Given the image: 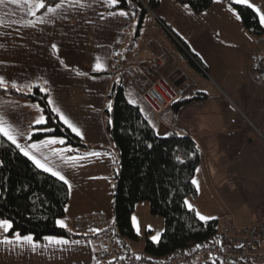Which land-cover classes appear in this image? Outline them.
Wrapping results in <instances>:
<instances>
[{
    "label": "crops",
    "instance_id": "crops-1",
    "mask_svg": "<svg viewBox=\"0 0 264 264\" xmlns=\"http://www.w3.org/2000/svg\"><path fill=\"white\" fill-rule=\"evenodd\" d=\"M159 1L160 6L149 10L140 24L136 12L113 9L111 0H61L55 12H41L40 3L32 0H3L0 77L4 84L0 86L15 84L13 88L25 93L40 87L48 93L60 120L64 123L62 112L82 135L64 124L92 149L74 148L62 137L31 140L36 126L45 123V115L40 104L27 96L0 92V117L30 158L34 156L59 172L72 187L96 194L99 186L93 180L112 176L119 160L105 113L114 84L121 83L129 101L144 114L150 109L143 98L149 85L146 80L163 77L180 93V99L205 94L203 100L170 108L161 117L162 123L150 120L160 133L175 131L199 145L202 158L194 178L197 194L188 196L186 205L191 204L188 208L196 214L211 217L208 220H219V236L213 242L219 245L224 237L233 238L242 227L264 215V34L249 32L234 6L255 9L264 27V0H214L200 14L176 0ZM122 11L128 15H120ZM168 31L186 42L206 73L179 50ZM160 52L168 61L159 69L156 56ZM185 59L200 77L198 81ZM40 117L44 122L38 124ZM53 140L57 142L41 144ZM33 144L37 147H31ZM92 203V208L79 210L73 217V230L78 217L107 214L101 200L93 199ZM135 214L146 219L142 230L136 227ZM149 215V204H137L132 222L139 242H127L122 246L125 251L149 258L144 253L146 238L156 242L165 227V222ZM110 220L112 224L113 216ZM60 226L70 236L56 239L68 243L44 244L52 252L47 255L43 251L47 255L43 264H103L95 259V252L103 246L100 234L80 236ZM255 250L264 252V237ZM188 264L259 263L196 259Z\"/></svg>",
    "mask_w": 264,
    "mask_h": 264
},
{
    "label": "trees",
    "instance_id": "trees-1",
    "mask_svg": "<svg viewBox=\"0 0 264 264\" xmlns=\"http://www.w3.org/2000/svg\"><path fill=\"white\" fill-rule=\"evenodd\" d=\"M60 1L43 0L44 7L40 11ZM176 1L200 14L209 9L214 0ZM159 6V0H150L148 5L140 0H117L113 9L136 12L141 24L148 11ZM234 6L247 30L262 36L264 27L256 10L243 4ZM173 40L191 62L194 61L189 54L198 61L186 42L180 37ZM0 92L24 95L40 104L45 123L36 126L31 140L62 137L69 146L92 149L60 120L51 108L48 93L40 87L25 93L12 86H0ZM108 97L110 107L105 109L107 130L119 154L112 175V230L121 245L125 247L129 241H139L132 214L142 202L149 203L153 216L165 220L157 242L146 238L145 255L166 258L199 243L214 242L219 236V220L202 221L186 205L187 197L197 194L193 180L202 158L197 142L175 131L160 133L142 109L129 101L121 83L114 84ZM206 97L198 93L191 99H180L171 108L176 110ZM69 198L70 188L65 180L40 168L20 147L0 134V220L11 222V234L32 235L37 241L48 236H70L69 231L58 225V220L66 215Z\"/></svg>",
    "mask_w": 264,
    "mask_h": 264
},
{
    "label": "built area",
    "instance_id": "built-area-1",
    "mask_svg": "<svg viewBox=\"0 0 264 264\" xmlns=\"http://www.w3.org/2000/svg\"><path fill=\"white\" fill-rule=\"evenodd\" d=\"M169 33L176 39L171 32ZM189 56L201 70L205 71L192 55L189 54ZM156 59L160 69L167 63L168 56L164 52H160ZM134 70H138V68L135 67ZM262 76L264 77V69ZM146 82L149 85L143 93V98L150 109L145 115L148 119L162 123L161 117L180 100L181 95L174 91L172 85L163 77L155 81L146 80ZM73 226L76 234L80 236L94 234L102 236L103 246L95 252V259L103 264H188L196 259L252 261L264 264V252L255 250L259 239L264 237V215L242 227L233 238L224 237L222 244L199 243V247L197 245L193 248H186L166 258L157 256L144 258L137 253L125 251L112 230L111 220L107 214L78 217L73 221Z\"/></svg>",
    "mask_w": 264,
    "mask_h": 264
},
{
    "label": "rangeland",
    "instance_id": "rangeland-1",
    "mask_svg": "<svg viewBox=\"0 0 264 264\" xmlns=\"http://www.w3.org/2000/svg\"><path fill=\"white\" fill-rule=\"evenodd\" d=\"M264 9V5H263ZM264 11V10H263ZM262 16H264V12L262 13ZM264 23V21H263ZM176 43V42H175ZM184 62V61H183ZM185 65L187 66L190 73H193L195 78H200L192 67H190V62L185 59ZM206 73V71H204ZM33 135V134H32ZM31 135V138H32ZM93 182H96V186H99L98 192L94 194L88 189H78L72 187L71 185V192H70V198L67 205L66 215L63 218H60L58 221H63L64 225L67 226V228L71 229L72 232L75 233V231L72 229V226L70 225L71 220L73 217L78 213L79 210H82L84 208H92L91 204L93 199L101 200V202L105 205L106 210L105 213L108 214L110 218L113 216V208H112V199H113V179L112 176L108 177L105 176L103 178H96L93 180ZM85 203V204H83ZM145 204H149L145 202ZM152 216V215H149ZM134 221L137 225V229L142 230L146 219H144L143 215H134ZM153 218H157L160 220V222H165L164 218L161 216H155ZM138 219V220H137ZM2 221V220H0ZM8 221V220H7ZM60 226V223L58 224ZM12 228V225H11ZM11 228L5 229L3 227H0V264H43L42 260L49 255L52 251L48 247L51 241L46 239L47 237L43 238L42 243L41 240H35L32 235H20V237L24 236H32L33 241H23V240H17L16 236L18 233L11 234ZM48 237H55L57 236H48ZM10 241V243H6L5 241ZM159 239L156 240V242ZM139 242V241H138ZM53 243V241H52ZM44 244H48L44 248ZM43 251H45V254ZM140 251V250H136ZM50 264V262L48 263Z\"/></svg>",
    "mask_w": 264,
    "mask_h": 264
},
{
    "label": "snow or ice",
    "instance_id": "snow-or-ice-1",
    "mask_svg": "<svg viewBox=\"0 0 264 264\" xmlns=\"http://www.w3.org/2000/svg\"><path fill=\"white\" fill-rule=\"evenodd\" d=\"M0 3H3V0H0ZM12 3H17V0H12ZM111 3L112 4H116L117 0H111ZM39 7H44L43 0H41V2L39 4ZM60 7H61V5L57 4L55 6V8H52V7L48 8V11L49 12H55L56 9H58ZM257 11H259V9H257ZM119 14L122 15V16H127L128 15L126 12H123V11L120 12ZM33 15H35V13H33ZM261 19H262V21H264V16H262ZM96 67H97V69H99L101 67L99 62L97 63ZM3 84H4V79H3V77H0V85H3ZM13 87H15V84H13ZM49 103H52V101H49ZM56 111L59 112L60 110L56 109ZM60 116H61V119L64 120V123L67 124L74 132H77V134L82 135V133H80L79 129L76 128L73 125V123L66 116H64V114L62 112L60 113ZM42 122H44V118L43 117H40V119H38L36 121V123H38V124L42 123ZM0 134H3V136L7 137V139L10 140L13 144H16L17 147H20V145L17 142L16 135L13 134V131L10 128H6L5 127L2 117H0ZM56 142H57L56 140H53V141H41V144L56 143ZM58 142L61 143V144L64 143L63 140H59ZM31 147L35 148V147H37V145L33 144ZM21 151H24V154L26 156L29 155V152L25 151L23 148H21ZM53 151H55V150H53ZM91 155H99V153H91ZM31 158L36 162V164L39 167L45 168L46 171L53 172V175L58 176L61 180H65V182L67 183V180L65 179V177L63 175H61L59 172H55L51 168H48L45 164L41 163L34 156L31 157ZM193 183L197 184V181L193 180ZM197 187H198V185H197ZM69 188H71L70 184H69ZM188 207L192 208V205L189 204ZM197 216H199V219L202 220V221H207L208 219H211V217L204 216V215L200 214L199 212H197ZM133 219H135V218H133ZM58 223H60L62 226H66V225H64L63 221H58ZM0 227H3V228H5L7 230V229L11 228V222L7 221V220H2V221H0ZM96 231H98V230H96ZM16 239L18 241L19 240L28 241V242H32L33 241V237L32 236L20 237L19 234H17ZM46 239H48L49 241H55L56 243H63V244H67L68 243V241H66V240H57L55 237H47ZM153 239H157V237H153ZM5 242L6 243H10V241H7V240ZM197 247H199V245Z\"/></svg>",
    "mask_w": 264,
    "mask_h": 264
},
{
    "label": "bare ground",
    "instance_id": "bare-ground-1",
    "mask_svg": "<svg viewBox=\"0 0 264 264\" xmlns=\"http://www.w3.org/2000/svg\"><path fill=\"white\" fill-rule=\"evenodd\" d=\"M177 253V252H176Z\"/></svg>",
    "mask_w": 264,
    "mask_h": 264
}]
</instances>
